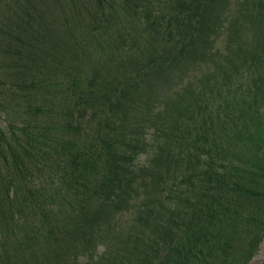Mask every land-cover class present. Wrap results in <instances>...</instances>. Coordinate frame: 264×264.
<instances>
[{"label":"trees","instance_id":"obj_1","mask_svg":"<svg viewBox=\"0 0 264 264\" xmlns=\"http://www.w3.org/2000/svg\"><path fill=\"white\" fill-rule=\"evenodd\" d=\"M0 119V264L259 251L264 0H0Z\"/></svg>","mask_w":264,"mask_h":264},{"label":"rangeland","instance_id":"obj_2","mask_svg":"<svg viewBox=\"0 0 264 264\" xmlns=\"http://www.w3.org/2000/svg\"><path fill=\"white\" fill-rule=\"evenodd\" d=\"M157 92V90L154 91V94ZM1 122V119H0ZM264 261V239L263 242H261L259 251L257 252L256 255L252 258L249 264H262ZM22 264V263H20Z\"/></svg>","mask_w":264,"mask_h":264}]
</instances>
